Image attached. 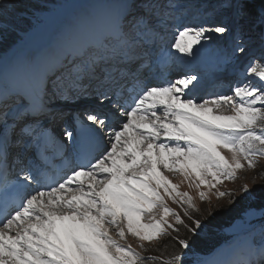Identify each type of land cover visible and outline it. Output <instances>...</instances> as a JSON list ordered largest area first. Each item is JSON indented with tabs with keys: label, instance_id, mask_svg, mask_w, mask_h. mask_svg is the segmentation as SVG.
<instances>
[{
	"label": "snow or ice",
	"instance_id": "1",
	"mask_svg": "<svg viewBox=\"0 0 264 264\" xmlns=\"http://www.w3.org/2000/svg\"><path fill=\"white\" fill-rule=\"evenodd\" d=\"M20 7V0H0V27L11 18L21 19ZM203 7L192 0H118L102 27L66 43L54 79L36 73L27 106L20 95L11 105L0 102V174L47 139L45 123L58 116L49 101L84 96L94 86L101 104L115 97L112 115L117 117L113 124L107 114L89 113L87 120L95 128L82 131V164L47 191L24 198L13 215L0 220V264H144L127 235L144 248L145 241L153 242L169 229L178 232L177 225L194 236L208 226L190 214L196 210L192 197L179 192L166 172L197 188L215 187L221 178L234 179L245 166L242 161L254 168L264 157V0L259 7L256 0H217L203 14L218 20L209 27L181 25L171 45L194 56V46L202 41L226 40L232 58H248L245 74L260 87L248 79L237 83L232 95L198 101L185 94L198 81L196 74L160 86L144 83L155 71L153 53L169 26L189 11L201 14ZM127 83L139 91L124 107L120 96ZM105 128L107 145L93 155L91 133ZM66 135L71 139V131ZM161 189L184 209L191 227L167 206ZM243 190L248 191L247 185ZM6 192L7 185H0V200ZM145 217L148 222L142 223ZM177 243L190 247L187 239ZM249 248L247 264H264V225ZM163 264H182L181 257L173 255Z\"/></svg>",
	"mask_w": 264,
	"mask_h": 264
},
{
	"label": "rangeland",
	"instance_id": "2",
	"mask_svg": "<svg viewBox=\"0 0 264 264\" xmlns=\"http://www.w3.org/2000/svg\"><path fill=\"white\" fill-rule=\"evenodd\" d=\"M30 1L34 2L32 8L29 7ZM117 2L118 0H20L21 7L18 11L24 13L23 17L21 19L11 18L0 27V98L4 97L0 102L6 101L11 105L18 95L13 87L15 79L11 66L18 65L16 62L21 55L28 58L26 62L29 65L30 74L33 71H44L46 79L52 78L53 73L60 70L58 61L63 59L66 43L73 37L87 36L102 27L112 6ZM183 2H188V0H183ZM192 2L198 8L204 6L202 13L189 11L174 21V26L170 25L164 33V40L161 44L171 49L170 55L173 52L170 64L180 74H196L197 82L203 85L215 77L229 75L219 72L239 70L240 75L234 83L230 79L233 84L229 85L228 90L220 89L210 97H200V94L189 95L187 92L185 94L196 97L198 101L212 99L219 95H232L230 89L237 83L246 82L248 79H252L253 83L260 87V83L255 78L245 74L248 58H232L229 51L230 46L226 40L221 41L214 37L211 41H202L200 45L194 46V56L185 55L171 48L177 36V28L181 25L209 27L219 19V17H209L203 14L209 12L217 0H192ZM206 35L212 34L206 33ZM16 40L17 44L14 45ZM183 70H185L184 73H182ZM186 71L189 73L185 74ZM49 72L52 73L47 76ZM5 76L6 79L3 78ZM225 84L221 83L216 87ZM23 95L20 96L23 97L22 103L25 106L29 101ZM89 99L92 98L89 97ZM93 101L94 99L89 100L90 103ZM54 107L58 113L64 108L55 105ZM242 163L245 166L237 170L234 179L221 178L222 182L216 184L215 187L202 184L197 188L192 181L185 180L179 174L165 173L172 184L178 185L179 192H187L192 197L196 210L191 211L190 214L208 226L194 236L185 227L177 225L178 232L169 229L167 235H161L153 242L145 241L144 248L139 246L137 238L130 234L127 235V243L140 253L144 264H163V261L170 259L173 255L180 256L182 264H247L251 255L249 245L260 239L261 225H264L261 210H253L250 206L252 200L256 199L259 194H262L260 196L264 194V157L257 159L254 168H248L246 161ZM245 185H247V192L243 190ZM200 192L205 193L203 201L200 199ZM221 192L227 194L219 196ZM161 195H165L162 189ZM165 203L180 214L185 224L192 226L188 218L184 216V209L178 203H174L167 195H165ZM220 206L227 207L224 212V221L209 222L206 213H212ZM231 209H235L236 212H231ZM162 214L160 210L159 215ZM168 220L174 223L171 216ZM141 222L147 223L148 220L145 217L141 219ZM110 234L115 235L114 232ZM177 239H187L190 247L181 248ZM149 257L153 259H148Z\"/></svg>",
	"mask_w": 264,
	"mask_h": 264
},
{
	"label": "bare ground",
	"instance_id": "3",
	"mask_svg": "<svg viewBox=\"0 0 264 264\" xmlns=\"http://www.w3.org/2000/svg\"><path fill=\"white\" fill-rule=\"evenodd\" d=\"M43 56V54L41 55V57ZM162 59L160 60V62H162V61H165V60H169L170 59V51H167V52H165L163 55H162V57H161ZM28 60V58H27V56H24V55H21L19 58H18V60H17V62L16 63H18V65L17 66H15V65H12L11 66V68H12V73H13V76H14V78H15V83H14V80H13V83H14V85H13V87H14V90L17 92V94L19 95V94H24V95H27V94H29L30 93V95H31V91H32V84H33V80H34V78H35V76H36V71H33V73L32 74H30V69H29V65H27V61ZM36 67V66H35ZM46 69V68H45ZM46 70H49L50 71V69H46ZM185 72V70H183V72L182 73H184ZM52 72H49L48 74H47V76L48 75H50ZM224 76H227V75H224ZM222 77V76H221ZM221 77H215V78H213V79H211L208 83H206L205 85H203V86H201L200 87V89H199V91H198V93L197 94H201L202 93V97H206V96H209L208 95V93H207V91L208 90H210V88L212 87L210 84H212V83H217V82H219V81H221L220 80V78ZM4 79H6V76L5 77H3ZM224 81H230V77H228L227 79H225ZM12 82V81H11ZM18 90V91H17ZM89 100H92V99H89L88 97L87 98H85L84 99V101H85V105L83 106V107H81L82 108V110L83 111H85V112H90V113H93V112H91L92 111V109H90V108H92L93 106H92V104H94V101H93V103L91 102H88ZM50 104V103H49ZM51 105V104H50ZM95 106V105H94ZM103 106L105 107H103V108H101V110H100V108H98L97 106H96V108H97V110H95V113H100L101 111H102V109H103V111L105 110V109H108L107 110V112H103V114H107L108 116H111L112 115V113H113V111H116V109H113V107L111 106V105H106V103H104L103 104ZM84 108H86V109H84ZM68 108H66V107H64L63 108V110H67ZM81 110V111H82ZM53 121H55V120H51V121H47V123L45 124V127L46 126H48V125H50V123H52ZM89 122V121H88ZM94 128H95V125H93L91 122H89ZM106 129V128H105ZM102 130H104V129H102ZM102 130H98V131H102ZM68 137V136H67ZM69 138V137H68ZM73 138V136L71 137V139ZM18 165H17V168H19L18 166L20 165V163H17ZM16 167V166H15ZM22 168V166L20 167V169ZM34 194H36V191H32V194L31 195H34ZM47 197H45L44 199H46Z\"/></svg>",
	"mask_w": 264,
	"mask_h": 264
},
{
	"label": "trees",
	"instance_id": "4",
	"mask_svg": "<svg viewBox=\"0 0 264 264\" xmlns=\"http://www.w3.org/2000/svg\"><path fill=\"white\" fill-rule=\"evenodd\" d=\"M30 3H31V5H30ZM30 3H28V5H30L29 7L32 8V5H33L34 2L30 1ZM260 3H261V0H256V6L257 7H259ZM15 43L17 44V40L14 42V45H16ZM260 195H262V194H259L258 197L256 199L252 200V202L250 203L251 209L256 210V211L264 209V194H263V196H260ZM250 206H248V207H250ZM226 208L227 207L220 206L212 213L207 212L206 213L207 220L209 222H218V221L221 222V221H224L223 220L224 217H225L224 216V212H225ZM229 208H232V207H229ZM234 211H235V209H231V212H234Z\"/></svg>",
	"mask_w": 264,
	"mask_h": 264
}]
</instances>
